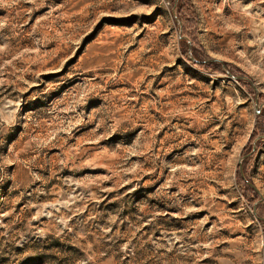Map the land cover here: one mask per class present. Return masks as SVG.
I'll list each match as a JSON object with an SVG mask.
<instances>
[{"label":"rangeland","instance_id":"1","mask_svg":"<svg viewBox=\"0 0 264 264\" xmlns=\"http://www.w3.org/2000/svg\"><path fill=\"white\" fill-rule=\"evenodd\" d=\"M0 264H264V0H0Z\"/></svg>","mask_w":264,"mask_h":264},{"label":"water","instance_id":"2","mask_svg":"<svg viewBox=\"0 0 264 264\" xmlns=\"http://www.w3.org/2000/svg\"><path fill=\"white\" fill-rule=\"evenodd\" d=\"M191 58H192L193 60H195V61H198V62H204L203 60H199V59H197V58H195V57H193V56H191Z\"/></svg>","mask_w":264,"mask_h":264}]
</instances>
